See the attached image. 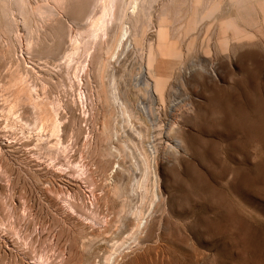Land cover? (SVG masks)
Wrapping results in <instances>:
<instances>
[{"label":"rangeland","instance_id":"374dc122","mask_svg":"<svg viewBox=\"0 0 264 264\" xmlns=\"http://www.w3.org/2000/svg\"><path fill=\"white\" fill-rule=\"evenodd\" d=\"M93 1L0 0V264H264V1Z\"/></svg>","mask_w":264,"mask_h":264},{"label":"bare ground","instance_id":"6f19581e","mask_svg":"<svg viewBox=\"0 0 264 264\" xmlns=\"http://www.w3.org/2000/svg\"><path fill=\"white\" fill-rule=\"evenodd\" d=\"M59 1H60V0H59ZM98 1H101V0H94L93 3L96 4ZM105 1H106V0H105ZM137 1H138V0H137ZM142 1H143V0H142ZM194 1H195V0H194ZM194 1H193V2H194ZM263 1H264V0H263ZM61 2H62V0H61ZM65 2H66V1H65ZM102 2H103V1H102ZM115 2H116V0H109L108 3L105 2V4L103 3L102 6H100V7H102V11L100 10L101 14H99L100 16H99L96 20H95V18H96L97 16L94 18V20H95L94 23H93V20H92V24H91V25H93V29H92L93 31H91V32H92V35H91V36H93V37L96 38L100 32H103V33L105 34L106 28H107V26H108V20H109V17L111 18V16H112V12H113V9H114ZM133 2H134V5H135L134 10H136V4H135V1H133ZM133 2H132V3H133ZM138 2H139V1H138ZM59 3H60V2H59ZM59 3H58V4H59ZM63 3H64V2H63ZM132 3H131V4H132ZM141 3H142V2H140L139 4H141ZM144 3H145V2H143L142 4L144 5ZM234 3H235V2H234ZM237 3H238V2H237ZM65 4H66V3H65ZM95 4H94V6H95ZM192 4H193V3H192ZM61 5H63V4L61 3ZM137 5H138V3H137ZM143 5H139L138 8H140V6H142L143 9H142V7H141V10H144V6H143ZM120 6H123V5H120ZM125 6H126V5H125ZM130 6H131V5H130ZM130 6H127V7H130ZM167 6H168V5H167ZM254 6H255V5H254ZM132 7H133V4H132ZM163 7H165V4H164ZM115 8H116V7H115ZM121 8H122V7H121ZM125 8H126V7H125ZM130 8H131V7H130ZM130 8H129V9H130ZM123 9H124V7H123ZM126 9H127V8H126ZM162 9H163V8H162ZM38 10H39V9H38ZM38 10H37V11H38ZM134 10L132 11V13L134 12ZM137 10H138V9H137ZM139 10H140V9H139ZM139 10H138V13L136 12V13L134 14V15H137V17L133 15V16H134V19L131 18V19H133V20L135 21L136 26H138V20H137V19H139V20L141 19V16H140V15H139L140 18H138V14H139V12H140V14L142 15V13H141L142 11H139ZM196 10H197V9H196ZM48 11H49V10H48ZM50 11H51V10H50ZM38 12H40V11H38ZM119 12H120V14H121V13L123 14V11L120 10ZM144 12H145V11H144ZM197 12H198V11H197ZM254 12H255V11H254ZM256 12H257V11H256ZM124 13H125V10H124ZM132 13L130 12V15H131ZM161 13H162V12H161ZM161 13H160V14H161ZM176 13H177V12H176ZM41 14H42V13H41ZM51 14H52V13H50V15H51ZM114 14H115V13H114ZM197 14H198V13H197ZM254 14H255V13H254ZM39 15H40V13H39ZM47 15H48V12H47ZM123 15H125V14H123ZM126 15H127V14H126ZM251 15H253V14H251ZM117 16H119V15H117ZM131 16H132V15H131ZM144 16H145V15H144ZM162 16H163V15H162ZM38 17H39V16H38ZM54 17H55V14H54ZM119 17H120V16H119ZM127 17H128V16H127ZM242 17H243V16H242ZM121 18H123L122 15H121ZM121 18H118V20L121 19ZM145 18H146V17H145ZM187 18H188V17H187ZM131 19L128 18V22H131V21H132ZM191 19H192V18H191ZM129 20H130V21H129ZM196 20H197V19H196ZM119 21H120V20H119ZM140 21H141V20H140ZM149 21H150V20H149ZM158 21H160V20H158ZM187 21H188V20H187ZM187 21H186L185 24L183 23V24L185 25V27L187 26V24L189 25L190 20H189V22H187ZM150 22H151V21H150ZM195 22H196V21H195ZM247 22H248V21H247ZM125 23H126V22H125ZM132 23H133V22H132ZM132 23H131V25L133 26L134 23H133V24H132ZM196 23H197V22H196ZM196 23H195V24H196ZM144 24H145V23H144ZM148 24H149V23H148ZM131 25H130V26H131ZM231 25H232V23H231L230 21L227 22V26L231 27ZM148 26H149V25H148ZM181 26H183V25H181ZM227 26H226V27H227ZM248 26H249V25H248ZM251 26H252V24H251ZM120 27H121V26H120ZM134 27H135V25H134ZM138 27H139V26H138ZM138 27H137V30H138ZM91 28H92V27H91ZM129 28H131V27H129ZM135 28H136V27H135ZM149 28H150V27H149ZM182 28H183V27H182ZM119 30H120V29H119ZM122 30H123V27H122ZM133 30H134V32H133ZM133 30H130L131 32H133V34H132L131 32H130V33H129L128 31H127V32H128L130 35L132 34V35L134 36L135 29H133ZM180 30H181V28H180ZM123 31H124V30H123ZM123 31H122V32H119V33H120V34H121V33H124V32L126 31V29H125L124 32H123ZM127 32H125V33H127ZM107 33H108V32H107ZM160 33H162V32H160ZM114 34H115V33H114ZM114 34H113V35H114ZM117 34H118V33H117ZM136 34H137V33H135V35H136ZM101 35H102V37H103V34H101ZM118 35H119V34H118ZM121 35H122V34H121ZM121 35L118 36V38L120 37L119 40L117 39V35H116V40H118V41H117L118 44L121 42L120 39H122V38L124 37L123 35H122V36H121ZM124 35H125V34H124ZM127 35H128V34H127ZM110 36H112V35H110ZM133 36H130V37H133ZM102 37L100 38V40L102 39ZM112 37H113V36H112ZM121 37H122V38H121ZM130 37L128 36V38H130ZM95 38H94V42H95ZM113 39H114V38H113ZM113 39H111V42H112V43H115V46H116V43H117V42H115L116 40L114 41ZM132 39H133V42H132V41H131V42H132V45L134 46V44L136 43V40L138 39L137 35H136L135 37H133ZM109 40H110V39H109ZM109 40H106V41L108 42ZM126 40H127V39H126ZM129 40H130V39H128V42H129ZM119 41H120V42H119ZM123 41H124V40H123ZM99 42H100V41H99ZM112 43H111V44H112ZM125 43L127 44V41H125ZM133 43H134V44H133ZM97 44H98V41H97ZM104 44H105V43H104ZM128 44H129V45H128ZM128 44H127L128 46H127L126 49L131 48V43L129 42ZM108 45H109V42H108ZM112 46H113V45H112ZM112 46L110 45L111 48H112ZM118 46H119V45H118ZM118 46H117V47H118ZM133 46H132V47H133ZM159 46H160V45H159ZM159 46L157 47L156 44H155L154 47L159 48ZM102 47H103V46H102ZM104 47H105V46H104ZM106 47H107V44H106ZM110 47H108V49H109ZM119 47H120V46H119ZM125 47H126V46H125ZM104 49H105V48H104ZM106 49H107V48H106ZM108 49H107V50H108ZM110 50H111V49H110ZM110 50H108L107 53H109ZM129 50H130V49H129ZM156 50H157V49H156ZM125 51H126V50H125ZM131 51H133V49H131ZM105 52H106V51H105ZM107 53H106V54H107ZM126 53H127V52H126ZM126 53H125V54H126ZM91 54H92V53H91ZM115 54H116V53H115ZM115 54H113V55H115ZM93 55H94V54H93ZM93 55H91V59H92V56H93ZM128 55H129V54H128ZM106 56H108V55H106ZM113 57H114V56H113ZM101 61H102V60H101ZM107 61H108V60H107ZM110 61H111V60H110ZM110 61H109V62H110ZM161 61L163 62V64H164L166 67H170V69L173 68L174 66L180 64V62H175V61L173 62L172 60H171V61H170V60H166L165 58H164V60L161 59ZM112 62H113V60H112ZM100 63H101V62H100ZM100 63H99V64H100ZM106 63H107V62H105V64H106ZM119 63H120V62H119ZM105 64H104V65H105ZM101 65H102V64H101ZM116 65H117V64H116ZM105 66H106V65H105ZM103 67H104V66H103ZM107 67H108V66H107ZM124 69H125V68H124ZM181 69H183V68H181ZM203 69H204V68H203ZM125 70H126V69H125ZM149 70H150V68H149ZM127 72H128V71H127ZM153 72H154V71H153ZM113 73H114V72H113ZM154 73H155V72H154ZM101 74H102V73H101ZM156 74H157V73H156ZM156 74H155V75H156ZM192 74H193V73H192ZM116 75H117V74H116ZM152 75H153V73H152ZM202 75H203V74H202ZM148 76H149V75H148ZM113 77H114V75H113ZM153 77H154V75H153ZM157 77H158V76H157ZM145 78H146V76H145ZM148 79H149V77H148ZM150 79H151V78H150ZM150 79H149V80H150ZM20 81H21V80H20ZM20 81H19V83H20ZM150 81H151V80H150ZM151 82H154V81H151ZM151 82H149V81L147 80V82H146V84H145V87H146V90H145V91H146V92H149V94L152 96V98H156V96H158V99H159V91H158V90H154V91L150 90L151 87H152V85H153ZM126 86H127V85H126ZM126 86H125V88H126ZM129 86H130V85H129ZM153 86H155L156 88H158V87H157V83H155ZM194 87H196V86H194ZM131 88H132V87H131ZM128 89H129V88H128ZM21 90H22V89H21ZM21 90H20V92H21ZM25 90H26V88H25ZM25 90H24V91H25ZM113 90H114V89H113ZM116 90H118V89H116ZM120 90H121V89H120ZM124 90H125V89H124ZM114 91H115V90H114ZM128 91H129V90H128ZM140 91H142V90H140ZM22 92H23V91H22ZM26 92H27V90H26ZM32 92H33V91H32ZM119 92H120V91H119ZM119 92H118V93H119ZM132 92H133V91H132ZM17 93H18V92H17ZM142 93H143V92H142ZM144 93H145V92H144ZM22 94H23V93H22ZM30 94H31V93H30ZM30 94H28L29 97L32 95V94H31V95H30ZM33 94H34V93H33ZM115 94H116V93H115ZM132 94H133V93H132ZM24 95L26 96V93H25ZM24 95H23V96H24ZM28 95H27V96H28ZM113 95H114V94H113ZM20 96H21V95H20ZM23 96H22V97H23ZM115 96H117V95H115ZM115 96H114V97H115ZM119 97H121V96H119ZM126 97H127V95H126ZM126 97H125V98H126ZM18 98H19V97H18ZM165 98H166V97H165ZM19 99H20V98H19ZM27 99H28V97H27ZM121 99H122V98H121ZM158 99H156V100H158ZM125 100H127V99H125ZM125 100H124V101H125ZM32 101H34V100H32ZM119 101H121V100H119ZM159 101H160V99H159ZM27 102L29 103V101H27ZM128 102H129V101H128ZM154 102H155V101H154ZM154 102H153V103H154ZM36 103H37V105H38V102H36ZM126 103H127V102H126ZM130 103H131V102H130ZM133 103H134V102H133ZM43 104H44V102H43ZM116 104H117V103H116ZM124 104H125V103H124ZM131 104H132V103H131ZM30 105H31V102H30ZM32 105H33V104H32ZM40 106H42V104H40ZM46 106H48V105H46ZM130 106H131V105H130ZM130 106H129V107H130ZM139 106H140V105H139ZM31 107H32V106H31ZM43 107H44V106H42V108H41V107H39V108L43 109ZM33 108H34V107H33ZM45 108H46V107H45ZM47 108H48V107H47ZM47 108H46V109H47ZM51 108H52V107H51ZM51 108H50V109H51ZM35 109H36V108H35ZM48 109H49V108H48ZM50 109H49V110H50ZM122 109H123V107H122ZM132 109H133V110H136V109H134V107H132ZM132 109H131V110H132ZM140 109H141V108H140ZM120 110H121V109H120ZM123 110H124V109H123ZM128 110H129V108H128ZM128 110L126 109V111H125V112L123 111V113H129ZM149 110H150V109H149ZM175 110H176V109H175ZM41 111H42V110H41ZM52 111H53V110H52ZM141 111H142V110H141ZM186 111H187V110H186ZM36 112H37V111H36ZM49 112H50V111H49ZM135 112L137 113L138 111H135ZM135 112H134V113H135ZM43 113H44V112H43ZM120 113H121V112H120ZM142 113H144V112L142 111ZM36 114H37V113H36ZM36 114H35V115H36ZM39 114H40V113H39ZM41 114H42V113H41ZM54 114H56V113H54ZM138 114H139V113H138ZM144 114H145V113H144ZM150 114H151V112H150ZM184 114H185V113H184ZM43 115H45V113H44ZM43 115H42V116H43ZM123 115H124V114H123ZM130 115H131V112H130ZM154 115H156V114H154ZM50 116H51V114L49 115V118H50ZM53 116H54V115H53ZM133 116H134V115H133ZM135 116H136V115H135ZM146 116H147V115H146ZM47 117H48V116H47ZM54 117H55V116H54ZM125 117H126V116H125ZM140 117H141V116H140ZM143 117H144V116H143ZM143 117H142V118H143ZM156 117H157V115H156ZM37 118H38V117H37ZM49 118H48V119H49ZM151 118H152V116H151ZM153 118H154V117H153ZM41 119H42V118H41ZM45 119H46V118H45ZM137 119H139V118H137ZM174 119H175V118H174ZM37 120H38V119H37ZM50 120H52V116H51V119H50ZM53 120H54V119H53ZM56 120H57V119H56ZM128 120H129V118H128ZM128 120H127V122H128ZM133 121H135L134 118H133ZM141 121H142V119H141ZM144 121H145V120H144ZM144 121H143V122H144ZM148 121H149V120H148ZM45 122H46V121H45ZM146 122H147V121H146ZM146 122H145V123H146ZM51 123H53V124H51V127L53 126V127H52V130L54 129V131H57V130L59 129V126H58L57 122L54 121V122H51ZM151 123H152V122H151ZM45 124H46V123H45ZM120 124H121V123H120ZM138 124H139V123H138ZM146 124H147V123H146ZM118 125H119V124H118ZM129 125H130V124H129ZM136 125H137V124H136ZM152 125H153V124H152ZM125 126H126V125H125ZM132 126H133V125H132ZM148 126H150V125H148ZM148 126H147V127H148ZM138 127H139V126H138ZM106 128H107V127H106ZM106 128H105V129H106ZM121 128H122V127H121ZM139 128H141V127H139ZM159 128H160V127H159ZM172 128H173V127H172ZM125 129H126V128H125ZM136 129H137V127H136ZM136 129H134V131H135ZM144 129H146V127H145ZM144 129H143V130H144ZM106 130H107V129H106ZM160 130H161V129H160ZM167 130H168V129H167ZM107 131H108V130H107ZM107 131H106V132H107ZM127 131H128V130H127ZM138 131H139V130H138ZM140 131H141V130H140ZM140 131H139V132H140ZM108 132H109V131H108ZM121 132H123V130H121ZM121 132H120V133H121ZM171 132H172V131H171ZM123 133H125V132H123ZM126 133H127V132H126ZM141 133H142V132H140V135H142ZM143 133H144V132H143ZM145 133H147V132H145ZM145 133H144V134H145ZM144 134H143V135H144ZM154 134H155V133H154ZM102 135H103V134H102ZM104 135H105V133H104ZM107 135H108V133H107ZM118 135H119V134H118ZM170 135H171V134H170ZM109 136H110V135H109ZM119 136H120V135H119ZM124 136H125V135H124ZM135 136H136V135H135ZM144 136H145V135H144ZM125 137H127V136H125ZM160 137H161V136H160ZM165 137H166V136H165ZM166 138H167V137H166ZM178 138H179V137H178ZM181 138H182V137H181ZM140 139H141V138H140ZM154 139H155V137H154ZM160 139H161V138H160ZM143 140L145 141V139H143ZM151 140H152V138H151ZM151 140H150V141H151ZM169 140H170V139H169ZM124 141H125V140H124ZM129 142H130V141H129ZM178 142H180V141L178 140ZM156 143H157V142H156ZM166 143H167V142H166ZM183 143H184V142H183ZM126 144H127V143H126ZM137 144H138V143H137ZM127 145H129V144H127ZM140 145H141V143H140ZM125 147H126V146H125ZM140 147H141V146H140ZM140 147H139V148H140ZM143 147H144V144H143ZM158 147H159V146H158ZM180 147H182V146H180ZM180 147L178 146L179 149H180ZM160 148H161V147H160ZM145 150H146V149H145ZM145 150H144V152H143V148H142V153H143V155H144V157H145V160H142V161L146 162V163H145V167H146V164H147V166H148V168H145V169H144V171L147 170L146 173L144 172V173H145V177H143V178H144L143 180H145V178H146V180H145V182H146V181H147V178L150 180V178H149V177H150V176H149V156H151V155L148 156V154H147L148 152L146 153ZM140 153H141V151H140ZM175 153H176V152H175ZM150 154H151V153H150ZM141 155H142V154H141ZM143 155H142V156H143ZM156 155H157V154H156ZM167 155H168V154H167ZM176 155H177V154H176ZM133 156H134V155H133ZM178 156H179V155H178ZM168 157H169V156H168ZM172 157H173V156H172ZM176 159H177V158L175 157V160H176ZM150 160H151V159H150ZM155 160H156V159H155ZM155 160H154V162H156ZM170 160H171V159H170ZM168 161H169V160H168ZM152 162H153V161H152ZM163 162H164V159H163ZM175 163H177V162H175ZM136 164H137V163H136ZM138 164H139V163H138ZM142 164H143V162H142ZM153 164H154V163H153ZM164 164H165V163H164ZM160 165H161V164H160ZM160 165H158V164H157V165H154L155 168H157L155 171L158 172V170H159V168H160ZM172 165H173V164H172ZM138 166H139V165H138ZM143 166H144V165H143ZM171 167H172V166H171ZM152 168H153V166H152ZM153 169H154V168H153ZM153 169H152L151 171H153ZM135 170H136V169H135ZM160 170H161V169H160ZM155 171H153V173H152V172H151V173L154 174ZM160 172H161V171H159V173H160ZM151 173H150V174H151ZM142 175L144 176V174H142ZM154 175H156V172H155ZM148 176H149V177H148ZM152 176H153V175H152ZM156 176H157V175H156ZM156 176H155V177H156ZM153 178H154V177H153ZM158 178H159V177H158ZM160 179H161V178H160ZM152 180H153V179H152ZM155 180H157V179L155 178ZM162 181H163V179H162ZM140 182H142V180H140ZM143 182H144V181H143ZM147 182H148V181H147ZM157 182H158V181H157ZM160 182H161V181H160ZM160 182H159V183H160ZM137 183H138V182H137ZM150 183H151V182H150ZM159 183L156 185V181L154 182L155 186L157 187V189H155V193H157V194L160 195V197H161V193H158L159 190H160V188H161ZM143 184H144V183H143ZM143 184H142V185H143ZM146 184H147V183H146ZM139 185H140V184H139ZM152 185H153V183H152ZM146 186H147V185H146ZM134 189H135V188H134ZM142 189L145 190L143 187H142ZM149 190H150V189H149ZM156 190H157V192H156ZM145 192H146V191H145ZM145 192H144V193H145ZM147 192H149V191H147ZM142 194H143V193H142ZM145 194H147V193H145ZM164 194H165V193H164ZM142 196H143V195H142ZM144 196L146 197L147 195H144ZM144 196L142 197V199L145 200V197H144ZM150 196H151V195H150ZM147 197H148V196H147ZM158 197H159V196H158ZM167 198H168V197H167ZM160 201H161V198H160ZM164 201H165V200H164ZM162 202H163V199H162ZM165 203H166V202H165ZM160 205H161V204H160ZM161 206H162V205H161ZM156 207H157V206H156ZM139 209H140V210H137L136 212H133V213H132V215L135 216V219L133 218V219L135 220L134 228H132L133 234H134V233H137V232H138V234H140L139 232L142 231V230H140V229L143 227V224L145 223V222H143V221L145 220V219H144V216H145V215L143 216V214H144L143 211L141 210V208H139ZM156 210H157V209H156ZM131 212H132V211H131ZM130 214H131V213H130ZM150 216H151V215H150ZM146 217L148 218V216H146ZM146 217H145V218H146ZM153 217H154V215H153ZM147 218H146V219H147ZM147 220H149V218H148ZM147 220H146V221H147ZM145 225H146V224H145ZM145 225H144V226H145ZM147 225H148V223H147ZM143 228H144V227H143ZM130 235H131V234H130ZM130 235H129V236H130ZM133 237H134V236H133ZM133 237H132V235H131V238H133ZM135 237H136V234H135ZM131 238H130V239H131ZM131 241L133 242V240H131ZM139 241H140V240H139ZM127 242H129V241H126V242H124V243L128 244ZM132 242H131V243H132ZM124 243H122V244H124ZM129 243H130V242H129ZM122 244L119 243V245H116L117 247H119V250H118V249H114V251L112 252L113 255H114V252H117V251H118L117 257H115V258H117L116 261L118 260V258L121 259L120 257H122V256H123V257L126 256V254L129 252L128 249L131 250V248H132V247H130V246H127V247H126L125 244H124L125 247H123ZM120 245H122L123 248H121ZM133 245H134V244H133ZM133 245H132V246H133ZM136 245H137V244H136ZM136 245H134V246L136 247ZM120 248H121V249H120ZM115 250H117V251H115ZM115 255H116V253H115ZM115 255H114V256H115ZM128 255H129V254H128ZM110 256L113 258V256H112L111 254L109 255V257H110ZM107 257H108V256H107ZM107 257H105V258L107 259ZM112 258H111V259H112ZM124 258H125V257H124ZM124 258H123V259H124ZM113 260H114V258H113ZM133 260H134V259H133ZM198 260H199V259H198ZM116 261H114V262H116ZM118 261H119V260H118ZM139 261H141V260H139ZM151 261H152V260H151ZM110 263H111V260H110ZM138 263L140 264V262H138ZM138 263H137V264H138ZM144 263H145V262H144ZM157 263H158V262H157ZM107 264H108V263H107ZM133 264H134V263H133Z\"/></svg>","mask_w":264,"mask_h":264}]
</instances>
